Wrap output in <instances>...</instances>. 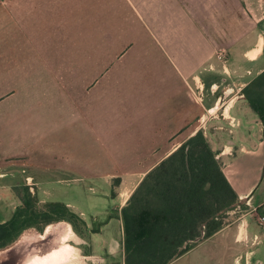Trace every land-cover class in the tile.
I'll use <instances>...</instances> for the list:
<instances>
[{"label":"crops","instance_id":"obj_1","mask_svg":"<svg viewBox=\"0 0 264 264\" xmlns=\"http://www.w3.org/2000/svg\"><path fill=\"white\" fill-rule=\"evenodd\" d=\"M263 70L264 0H0V105L10 102L0 107V190L19 175L39 191L79 173L95 178L120 154L125 170L102 178L114 191L121 238H102L109 220L93 231L86 256L125 264L122 208L148 171L203 130L246 208L170 264H264V125L242 95ZM220 77L236 99L204 126ZM5 82H27L25 101H10L16 89ZM37 109L56 113L43 132L34 128ZM37 142L41 158L18 151ZM5 145L14 152L5 155ZM39 200L47 201L40 192Z\"/></svg>","mask_w":264,"mask_h":264},{"label":"trees","instance_id":"obj_2","mask_svg":"<svg viewBox=\"0 0 264 264\" xmlns=\"http://www.w3.org/2000/svg\"><path fill=\"white\" fill-rule=\"evenodd\" d=\"M264 125V70L243 89ZM12 216L0 221V249L29 228L43 231L60 220L78 231L83 217L64 201L40 204L25 185ZM240 195L203 130L197 131L153 167L122 208L125 264H170L228 222ZM80 231V230H79Z\"/></svg>","mask_w":264,"mask_h":264},{"label":"rangeland","instance_id":"obj_3","mask_svg":"<svg viewBox=\"0 0 264 264\" xmlns=\"http://www.w3.org/2000/svg\"><path fill=\"white\" fill-rule=\"evenodd\" d=\"M123 49H127V44L124 45ZM122 59L120 61H117V64H120ZM112 62H109L111 64ZM115 65V63H114ZM218 85H216V91L214 95L210 98L209 103L206 104V112L205 117L208 120H213V117L215 115H218L220 117H224L223 113L226 112L230 106V104L236 99L235 94L236 90H231L229 87H232L233 85L229 80H223L222 77L219 78V82H217ZM216 83V84H217ZM30 84V83H29ZM215 83H212V86H214ZM230 84V85H229ZM27 82H5L4 88L8 91H11L14 87L16 89L13 95H10L12 98L10 101H15L22 103L25 100L23 99L24 90L27 89ZM222 85L229 86L227 91L228 93L230 91V94L227 96L224 95V90L221 89ZM205 86H207L205 84ZM234 87V86H233ZM235 89V88H234ZM220 97V103L219 108L215 111L209 112L208 109L212 106H214L217 102V100ZM239 99V98H237ZM10 102H4L0 107L6 108L8 107ZM39 105V104H36ZM56 113H44L43 111H39L38 109L34 113V128L36 130H41V132L44 131V128L47 127L49 119L54 116ZM24 129H20L18 131V136L23 137ZM37 141H44L42 137H40ZM3 147V152L6 155L7 152L11 154L14 152L13 147ZM12 148V149H11ZM19 149V148H18ZM20 153L25 152L31 153L33 156H40L41 158V152L43 151L42 148V142L36 143V147H21L18 150ZM85 154H87L86 149L84 150ZM23 154V153H22ZM62 156H66L65 161H69L68 156H70L69 153H62ZM120 154H115V158H113L109 163L106 165L101 164L99 169L95 171L97 173V177L95 178H82L84 177V174H78L74 178L77 181H72L69 185L62 184V183H42V189L39 191L37 184H26L24 180L22 179L21 175L16 177H8L5 178V182H9L10 185L5 186L2 190H0V194L3 197V200L0 199V221H4L9 219L15 208L18 206V204L21 202L19 194L21 191H23L25 185H29L31 187V190L38 194L39 198V192L42 198L46 199L47 201H71L74 206L80 210H83L85 212L86 217L90 221V226L88 225H78V231L82 232L83 237L78 236L75 232L72 231L73 236H71V239L69 240L70 244H73L76 246L75 248L78 250V255L80 257V263L78 264H122L123 258L122 256H118L115 259H100L94 256H86L87 254L91 253L93 251V246L91 242V238L93 237V231L100 227L101 225L106 224L109 220H111L110 224L105 228L104 234L102 238L111 239V238H121L122 234V225L121 221L119 220V212L115 209V205L113 204V195L114 191L110 190V187L106 186L104 178H102V175L105 172H122L125 170L126 165L119 160ZM88 156L85 155V158ZM63 159V158H62ZM61 159V160H62ZM43 163V160L40 161ZM30 173L37 174L38 170L30 169ZM40 176H45L44 173L41 171ZM32 180V179H29ZM41 180V179H38ZM47 180V179H46ZM27 181V180H26ZM119 181V179L115 178L113 179L114 185ZM108 191V194L106 195L105 192ZM2 192V193H1ZM4 194V195H3ZM127 197V194L125 195V198ZM107 201V202H106ZM41 204V202H40ZM244 208L239 207L236 208L234 211H229L228 217L226 218V222H231L235 220L242 212ZM67 221V220H64ZM69 222V221H68ZM63 223L61 220L53 222L45 227L43 231H40L36 228H29L25 230L19 241L16 242L14 245H16L17 251H22L21 247L17 246L21 242V239L23 241H27V243L35 244L39 242L40 240H43L44 234L46 231H48L50 228H53L56 224ZM75 229V228H74ZM76 230V229H75ZM45 232V233H44ZM47 244V243H45ZM12 245V244H11ZM24 252V249L22 253ZM19 258H16V255H11L10 259L6 262L3 260V264H15L16 261H18ZM21 260V259H20ZM27 258H24L23 261H26ZM15 261V262H14Z\"/></svg>","mask_w":264,"mask_h":264},{"label":"bare ground","instance_id":"obj_4","mask_svg":"<svg viewBox=\"0 0 264 264\" xmlns=\"http://www.w3.org/2000/svg\"><path fill=\"white\" fill-rule=\"evenodd\" d=\"M72 231L71 227L61 223L50 228L44 234L43 240L35 244L27 243L21 239V243L17 246L21 247L22 251L24 249L23 253L17 251L16 245H14L19 241L20 236L12 245L0 249V258L5 257L9 260L11 255H16L19 260L14 261L15 264H78L80 261V254L77 253L79 249L77 250L76 246L69 242L71 236L74 235ZM24 258L27 260L23 261Z\"/></svg>","mask_w":264,"mask_h":264},{"label":"built area","instance_id":"obj_5","mask_svg":"<svg viewBox=\"0 0 264 264\" xmlns=\"http://www.w3.org/2000/svg\"><path fill=\"white\" fill-rule=\"evenodd\" d=\"M217 56H218L219 59H221L224 63L227 62V53H226L225 50L220 49V50L217 52ZM223 80H224V79H223ZM214 86H215V84H214ZM227 88H228V87H227ZM227 88L224 89V95H225V96H227L228 94H230V92H232V91H230V92L228 93ZM202 89H203V87H202L201 85H198V96H199V98H200V101L203 103V100H204V92L201 91ZM213 91H216V89L213 90ZM242 95H244V94H242ZM219 103H220V97H219V99L217 100V102H216L215 105H217V104H219ZM215 105H214V106H215ZM210 109H211V107L208 109V111H209V112H212ZM223 116H225V113H223ZM207 122H208V120L206 119V117H204V119H203L204 126L206 125ZM261 219L264 220V215L261 216Z\"/></svg>","mask_w":264,"mask_h":264},{"label":"flooded vegetation","instance_id":"obj_6","mask_svg":"<svg viewBox=\"0 0 264 264\" xmlns=\"http://www.w3.org/2000/svg\"><path fill=\"white\" fill-rule=\"evenodd\" d=\"M3 260L6 262L8 259H6L5 257H1L0 258V264H3V262H2Z\"/></svg>","mask_w":264,"mask_h":264}]
</instances>
